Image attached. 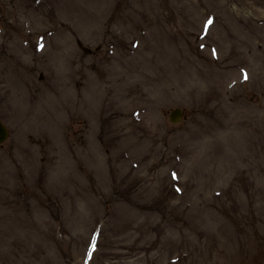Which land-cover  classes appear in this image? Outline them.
<instances>
[{
	"label": "rangeland",
	"instance_id": "1",
	"mask_svg": "<svg viewBox=\"0 0 264 264\" xmlns=\"http://www.w3.org/2000/svg\"><path fill=\"white\" fill-rule=\"evenodd\" d=\"M0 120V264H264V0H0Z\"/></svg>",
	"mask_w": 264,
	"mask_h": 264
},
{
	"label": "water",
	"instance_id": "2",
	"mask_svg": "<svg viewBox=\"0 0 264 264\" xmlns=\"http://www.w3.org/2000/svg\"><path fill=\"white\" fill-rule=\"evenodd\" d=\"M184 111L181 108L174 109L170 114V120L172 122H179L182 120ZM9 136V129L3 122L0 121V144L3 143Z\"/></svg>",
	"mask_w": 264,
	"mask_h": 264
}]
</instances>
